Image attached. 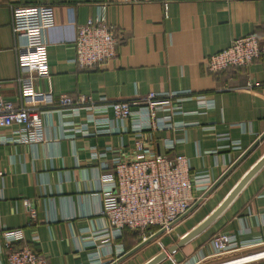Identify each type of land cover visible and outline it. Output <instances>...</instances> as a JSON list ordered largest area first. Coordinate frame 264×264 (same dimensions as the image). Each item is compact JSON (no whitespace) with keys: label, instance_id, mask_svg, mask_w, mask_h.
<instances>
[{"label":"crops","instance_id":"obj_1","mask_svg":"<svg viewBox=\"0 0 264 264\" xmlns=\"http://www.w3.org/2000/svg\"><path fill=\"white\" fill-rule=\"evenodd\" d=\"M104 3L108 23L122 33L118 56L102 67L80 69L74 63L76 28L96 17ZM40 5L54 7L55 27L46 35L50 78L36 80L34 86L39 93L52 94L54 107L39 108L52 109L42 116V142L0 143V233L23 230L24 240L13 248L30 246L48 264H110L115 257L112 240L105 238L102 181L113 178L114 158L135 157L137 137L129 122L117 121L111 112L108 132L98 133L91 124L87 135L66 133L63 125L80 126L85 113L72 117L58 112V99L82 95L100 104L101 99L117 103L151 93H191L181 104L183 113L173 118L187 127L146 131L143 139L156 153L186 156L193 173H207L215 183L264 133V63L257 60L210 74L204 62L226 50L233 39L254 34L264 40V0H0V96L14 103L20 97L16 47L25 40L13 34L12 11ZM199 95L212 100L213 107L200 108ZM11 137L12 130L0 128L1 140ZM227 137L240 142L242 151L227 149ZM166 139L177 142L175 150L166 148ZM263 157L264 141L193 213L121 264H147L176 245ZM27 203L36 212L35 220ZM185 223L187 230L174 232ZM172 231L176 239L166 249L160 241ZM220 233L236 235L240 242H263L215 257L210 240ZM120 242L126 252L135 248L128 234ZM1 243L0 264H7L8 250ZM154 246L161 250H147ZM259 252H264V166L211 226L161 264L204 257V264H217Z\"/></svg>","mask_w":264,"mask_h":264},{"label":"built area","instance_id":"obj_2","mask_svg":"<svg viewBox=\"0 0 264 264\" xmlns=\"http://www.w3.org/2000/svg\"><path fill=\"white\" fill-rule=\"evenodd\" d=\"M107 8L106 3L100 5L96 17L76 28L74 63L80 69L102 67L118 56L122 33L108 23ZM54 27L55 11L51 5L13 8V34L16 39L25 40L23 45L16 47V83L20 89V97L18 102L14 103L0 96V128L12 130V137L8 140L0 138V143L35 145L45 139L42 116L52 109L47 111L39 108L54 107V98L51 93L37 92L34 83L39 79L50 78L46 35ZM257 60L264 63V40L251 34L233 39L226 50L206 60L204 68L210 74H218L248 67ZM247 88L253 90L254 85L249 83ZM190 97H193L191 93H151L142 100L110 103L101 99L100 104L82 95L77 98L62 95L58 99V112H68L72 117H82V113H85V121L80 126L77 127L73 123L63 125L66 133L87 135L91 124L100 129L98 133L108 132L111 124L108 114L111 112L117 121L129 122L137 137L135 157L132 160H124L122 156L114 158V176L112 179L103 180L101 186L102 216L108 222L105 238L108 243L112 240L110 245L115 257L112 263L127 253L123 243L119 241L125 229L137 231L157 227L158 231L165 230L164 234H168L173 225L185 216L214 184L209 174L193 173L186 156L156 153L143 139L146 131L155 133L187 127L185 124L174 122L173 118L183 113L181 104ZM196 99L202 109L213 107V101L205 96L199 95ZM160 114L162 115L159 116ZM225 139L229 142L227 149L242 151L240 142L229 137ZM176 143L166 139L165 145L168 150H175ZM104 167L109 168L107 165ZM26 205L29 207L30 218L35 220V210L30 208L29 203ZM154 234L156 233L144 231L140 235L141 243ZM24 238L23 230L0 233V253L3 242L8 250L7 264H48L47 259L39 256L30 246L13 248L14 243L21 242ZM262 242V239L240 242L236 235L220 233L211 238L210 245L214 256L218 257L245 247H254ZM206 259L187 258L180 264H204Z\"/></svg>","mask_w":264,"mask_h":264},{"label":"water","instance_id":"obj_3","mask_svg":"<svg viewBox=\"0 0 264 264\" xmlns=\"http://www.w3.org/2000/svg\"><path fill=\"white\" fill-rule=\"evenodd\" d=\"M264 141V133L260 136L258 140L247 149L238 159L237 161L213 184V186L202 196V198L191 208V210L183 216L180 220H178L174 225H177L183 219L188 217L191 213H193L221 184L222 182ZM264 166V157L254 166L252 170L241 180V182L236 186V188L230 193V195L224 200V202L201 224H199L195 229L191 232L183 236V238L174 246L170 247L168 250H164L158 256L153 258L147 264H161L172 255H174L179 249L190 243L192 240L197 238L203 231H205L209 226H211L217 218L230 206L233 200L237 197V195L243 190V188L248 184V182L253 178V176ZM165 233V230L158 231L152 237L147 239L146 241L140 243L138 246L128 251L124 256L113 262L112 264H121L135 253L140 251L141 249L148 246L151 242L155 241L157 238L162 236ZM258 264H264L260 262Z\"/></svg>","mask_w":264,"mask_h":264},{"label":"rangeland","instance_id":"obj_4","mask_svg":"<svg viewBox=\"0 0 264 264\" xmlns=\"http://www.w3.org/2000/svg\"><path fill=\"white\" fill-rule=\"evenodd\" d=\"M188 224L186 225V223L180 227H178L174 232H180L181 230L184 231V230H187L188 229ZM180 230V231H179ZM175 237L173 235V231L171 232L170 235H167L166 237H164L160 243L165 246V248H169L168 245L173 244L174 241H175ZM169 243V244H168ZM154 248V250L156 251H160V247H151L147 250H152ZM158 248V249H157ZM148 252V251H147ZM264 261V252L262 253H256V254H250V255H247V256H243V257H239V258H234V259H231V260H227L225 262H221V263H217V264H258L260 262H263Z\"/></svg>","mask_w":264,"mask_h":264},{"label":"trees","instance_id":"obj_5","mask_svg":"<svg viewBox=\"0 0 264 264\" xmlns=\"http://www.w3.org/2000/svg\"><path fill=\"white\" fill-rule=\"evenodd\" d=\"M146 232V233H157L158 232V228L157 227H150L148 229H145V230H137V231H131L129 229H125L123 231V236H122V239L119 240V241H122V242H125V235H130L131 238H132V244L134 247L138 246L140 243H141V238H140V235L143 233V232ZM20 249V248H19Z\"/></svg>","mask_w":264,"mask_h":264}]
</instances>
